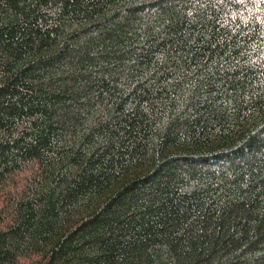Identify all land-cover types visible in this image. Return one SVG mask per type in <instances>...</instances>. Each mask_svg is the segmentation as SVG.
Masks as SVG:
<instances>
[{"label": "trees", "instance_id": "obj_1", "mask_svg": "<svg viewBox=\"0 0 264 264\" xmlns=\"http://www.w3.org/2000/svg\"><path fill=\"white\" fill-rule=\"evenodd\" d=\"M0 264H264V0H0Z\"/></svg>", "mask_w": 264, "mask_h": 264}]
</instances>
